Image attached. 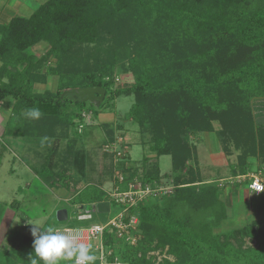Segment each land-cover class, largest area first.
<instances>
[{"label":"trees","instance_id":"16d2710c","mask_svg":"<svg viewBox=\"0 0 264 264\" xmlns=\"http://www.w3.org/2000/svg\"><path fill=\"white\" fill-rule=\"evenodd\" d=\"M7 14L0 23V105L11 100V108L3 135L29 142L73 138L63 153L53 146L39 156V166L32 167L39 182L67 186L68 169L79 170L88 159L74 152L83 117L95 120L112 112L121 97L132 98L126 118L149 135L146 145L155 160L143 157L140 181L137 167L125 166L127 157L118 161L122 180L115 177L114 186L123 192L136 181L150 189L171 182V194L149 195L124 214V224L136 220L126 233L134 244L125 232L103 231L109 261L264 264V220L229 226L232 210L218 183L222 179L203 180L190 139L215 133L221 152L235 154L232 178L259 171L264 179V115L255 116L251 106L252 100L264 99V0H46L27 17ZM41 44L46 49L37 57L31 50ZM119 75L130 76L131 83L116 85ZM48 78L55 80L53 89L37 91ZM86 88L105 91L97 107L75 95ZM32 107L43 113L39 120L26 118ZM99 126L110 143L122 130ZM81 129L84 135L94 130ZM163 156L171 162L167 174L159 167ZM236 183L225 185H249L248 179ZM102 184L86 185L71 203L77 209L109 204ZM252 200L253 213L264 208V192ZM18 206L10 204L13 212ZM5 207L0 203V224ZM50 227L48 220L41 229ZM32 245L33 237L9 229L0 240V264H27Z\"/></svg>","mask_w":264,"mask_h":264},{"label":"rangeland","instance_id":"374dc122","mask_svg":"<svg viewBox=\"0 0 264 264\" xmlns=\"http://www.w3.org/2000/svg\"><path fill=\"white\" fill-rule=\"evenodd\" d=\"M46 0H0V23L8 20L10 14L14 13L22 16H29L31 13ZM45 47L43 44L35 46L31 53L35 56H40L44 53ZM117 79V80H116ZM130 76H117L115 78L116 85L120 86L124 83H131ZM55 85L54 78H48L46 85L36 86L37 91L45 89L52 90ZM89 103V102H88ZM132 104L131 97H121L115 101L112 112L100 114L95 120L89 115L83 117L84 121L78 128L81 133L77 142H74V152L85 159L83 166L79 170L76 165L68 169L67 186L59 185L57 187H49L39 182L38 178L32 171V167L39 166L40 157L47 154L49 148L58 147L59 153H63L66 146L73 140L71 136L61 140H47L39 142L38 140L26 141L22 138H12L3 135L5 122L9 117L11 100L0 105V203L5 204L3 218L0 224V240H2L9 229H17L21 233L32 237V228L35 226L39 229L49 220L51 228H88L93 225H104L122 208L109 202L108 212H93L92 203H85L84 207L77 209L71 203L76 192L83 191L88 184H96L103 181L102 190L108 195L114 187L115 177L120 175L115 168V163L126 158L125 166H135L138 169V181L142 172V159L144 156L149 158V162L155 160L154 155L149 153L146 142L149 140L147 133L141 134L136 124L126 118L129 107ZM251 106L255 116L264 115V99L252 100ZM103 123H109L122 126V130H116L114 133V141L107 142L105 133L99 126ZM93 126L94 130L88 135L82 134V127ZM215 131L219 127L214 123ZM91 128L87 129L90 131ZM215 133H206L199 136V139L190 137L193 143L197 146V165L200 170L201 177L204 181L219 180V184L223 186V195L226 203L232 210V222L229 226L242 225L252 218L264 220V208L253 213V209L248 206L254 203L253 193L249 192L245 187H234L225 185L231 181L233 184H238V180L232 178L230 167L235 163V154L225 156L222 150V144L216 138ZM52 144H49V142ZM40 156V157H39ZM60 165V164H59ZM57 165L56 170H61ZM148 166L150 164L148 163ZM159 167L162 174L169 173L171 162L168 156L159 158ZM260 169V167L258 168ZM250 176H257L264 181L261 172H252ZM136 181L137 183H140ZM164 183V182H163ZM230 186V188H229ZM162 189L158 195L164 192L172 193L171 182H165L164 185L158 187ZM157 188V189H158ZM91 187L83 193L88 194ZM155 189V188H153ZM226 189V190H224ZM16 201L19 203L17 210L13 212L10 204ZM76 201L78 199L76 198ZM253 201V202H252ZM64 209L67 211L68 219L64 222L55 221V213L58 210ZM78 213H90L91 220L78 221ZM127 232H125L126 234ZM124 234V235H125ZM127 237H129L126 234ZM128 239V238H127ZM130 243L134 244L133 237H129ZM97 241H91L94 246ZM157 256V260L161 259V255L153 253ZM169 259H172L169 257Z\"/></svg>","mask_w":264,"mask_h":264},{"label":"built area","instance_id":"2783aa9c","mask_svg":"<svg viewBox=\"0 0 264 264\" xmlns=\"http://www.w3.org/2000/svg\"><path fill=\"white\" fill-rule=\"evenodd\" d=\"M117 80V79H116ZM118 180L121 181L122 178L117 176ZM239 182L246 181L248 179L249 185L248 190L255 194L259 195L264 192V183L261 178L257 176H238L236 178ZM162 189H150L148 186L142 187L140 183L129 184L128 189L126 191H120L118 186H114L111 192L108 194L109 200L114 202L116 205L124 206L122 210L117 213L113 218H111L104 225H93L88 228H75V229H67V228H57L60 230H72V234L76 235L80 238L82 242L90 243L91 241H97V244L94 246V250L96 251L97 259L96 261L99 264H124L117 260L116 258L113 261H109L108 257L110 253L105 251L101 237L102 233L108 227L115 229L118 232V235L121 236L123 232H128V228H133L136 224V220L133 218L128 224H124L123 217L126 214L129 207L135 205L137 202H142L147 196L153 195L156 196ZM91 215L89 213L80 214L77 216V220L84 221L90 220ZM128 234V233H127Z\"/></svg>","mask_w":264,"mask_h":264},{"label":"clouds","instance_id":"9594fccd","mask_svg":"<svg viewBox=\"0 0 264 264\" xmlns=\"http://www.w3.org/2000/svg\"><path fill=\"white\" fill-rule=\"evenodd\" d=\"M26 118L39 120L43 113L37 107L29 108ZM33 251L28 254L27 264H95L97 257L92 254V245L72 234V230L32 228Z\"/></svg>","mask_w":264,"mask_h":264},{"label":"water","instance_id":"95a60500","mask_svg":"<svg viewBox=\"0 0 264 264\" xmlns=\"http://www.w3.org/2000/svg\"><path fill=\"white\" fill-rule=\"evenodd\" d=\"M75 95L80 97L81 100L93 103L97 107L105 97V91L100 88H86V89H79L76 90ZM75 96V97H76ZM93 211L97 212H108L109 211V204H97L93 207ZM55 218L57 222H64L68 219L67 211L64 209L58 210L55 213Z\"/></svg>","mask_w":264,"mask_h":264},{"label":"crops","instance_id":"0c3cea01","mask_svg":"<svg viewBox=\"0 0 264 264\" xmlns=\"http://www.w3.org/2000/svg\"><path fill=\"white\" fill-rule=\"evenodd\" d=\"M237 178V177H236ZM250 192V191H249Z\"/></svg>","mask_w":264,"mask_h":264}]
</instances>
